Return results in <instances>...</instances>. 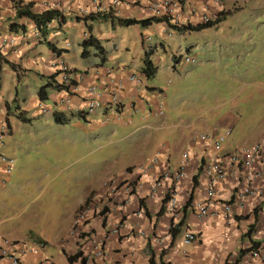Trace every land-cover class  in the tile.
Instances as JSON below:
<instances>
[{"label":"crops","instance_id":"1","mask_svg":"<svg viewBox=\"0 0 264 264\" xmlns=\"http://www.w3.org/2000/svg\"><path fill=\"white\" fill-rule=\"evenodd\" d=\"M13 1L15 0H0V50L7 61L14 63L17 71H13V68L0 58V72H8L13 76V79L16 76V84L23 87L24 94L21 102L18 99L17 90L14 94L12 91L7 92L8 88L4 90L3 76L0 75V124L2 122L9 124V126L7 125L8 134L13 132V121L19 120L16 116L19 109L24 110L25 114L28 110L33 115L41 114L38 111L40 100L37 91L44 83V77L55 71L51 65L52 60L60 56L70 65L73 81L78 87L72 93V101L75 105L83 106L85 104L87 88L90 85H97L98 89L102 91L104 108L98 109L94 114H84L85 121L94 116L95 126L99 121L102 122V119L106 116H110L111 121L123 122L124 119L117 118L118 111L115 107L109 104V91L113 88L110 78L114 80L121 78L124 81V87L119 92L122 101L120 107L126 117L130 116L131 118V114L135 112L145 120L146 123L135 126L133 132L141 129L146 133L145 146L148 147L144 160L143 158L133 160L119 174H113L106 178L105 181L108 179L119 180L116 187L113 184L106 188L103 186L105 182L103 181L91 191V195L87 196L89 197L88 203H95L101 209L107 208L104 223L100 213H91L85 225L92 235L102 240L104 256L86 257V254L92 250L87 233L75 237L69 235L74 215L83 202L76 206L70 218L67 217L65 226L61 227L55 236L49 233L32 232L30 229L25 235L17 237L13 235L12 229L3 230L0 228V238L10 240L36 239L35 241L38 242L41 240L43 247L39 250L38 255L27 254L25 264H34L38 256L47 259L46 264H82L81 259L83 257H86L84 264H149L148 247L154 252V264H233L236 263V259H238L237 264H243V260L249 251L247 248L252 245V241L259 242L258 247H261V253L264 254V232L261 230L264 226L261 213L264 209V183L262 181L255 182L256 192L246 196L243 207H238L234 203L237 193L245 186L244 172L241 166L235 167L227 164L225 154L234 149H227L222 144L220 160L222 165L224 164L226 167L227 174L224 179L216 181L214 184L215 195L213 198H209L206 193L208 179L200 170V167L202 162L208 161L216 136L208 137L206 141H202L199 139V135L202 133L198 135L180 133L179 140L172 144L156 142L154 134H151L150 131L151 124L147 122L152 116L156 115H148L147 113L149 109H154L160 104H162L164 110L165 103L162 99L165 98V95L162 98L160 97V94L164 92V87L152 85L146 78L140 84L128 81V76L139 71L141 64L136 67L122 62H114L107 48L109 41L105 44L102 42L104 32L101 29L98 32L96 30L97 23H94L96 20L89 22L92 26L90 33L100 41L104 53L98 54L92 48V51L90 50L86 57L81 55L80 42L89 35L86 23L81 17L82 13L80 11L82 8L91 9L97 3L105 11H110L112 17L140 19L152 15L146 3L130 2V4H127L126 1L129 0H120V4L114 5L112 0H95V2L94 0H23L24 2L30 1L33 9L38 11L47 8H59L64 13L65 19L63 22L59 24L54 21L51 25L52 28L48 38L55 45V48L51 49L38 39L34 26L24 18L20 19L19 22L26 25L25 31L10 30L9 24L14 11ZM203 1L193 0L191 2L200 8ZM191 2L180 1L182 16H186L192 5ZM106 20L111 22L113 28L114 25L120 26L111 19ZM170 24L164 21L142 26L145 28L144 31H138L141 43H144L142 37L149 27L153 28L154 32L161 33L162 39L166 32L169 34L179 33L177 29L169 26ZM132 26L138 28L139 24H132ZM186 32L191 31L187 30ZM111 44L115 48V43ZM157 44L152 45L155 50L158 46L166 50L164 39ZM103 54L104 59L101 58ZM79 66L83 67L79 68ZM172 68L176 69V65H172ZM108 69H111L109 74L107 73ZM61 95H63V92L50 87L48 98L43 103L48 102V106H50ZM26 98H31V100L25 103ZM71 116L77 115L72 114ZM232 117L231 113H225L219 119H221L222 125L225 126V124L228 125L231 122ZM130 122H132V119ZM215 131L212 130L210 135ZM263 135L264 132L253 143ZM3 146L4 142L0 145V153L6 155V149ZM184 151H187L189 155L186 175L175 188V204L174 210L171 212L168 203H163V198L168 195L170 180H164L158 192L154 195H151L149 190L153 180L159 177L165 168H175L177 166ZM155 154L159 155L160 163L146 174L139 173L136 166L148 161ZM254 167L264 170V154L254 163ZM3 168V164L0 163V176L4 173ZM10 176L7 177L8 181L0 186V190L16 185L15 182L11 181ZM194 177L197 182L195 186ZM128 184L133 187L131 192H127L124 188ZM208 199L210 200L206 216L198 218L195 203ZM225 203L232 204L231 211L228 213L223 208ZM161 206L164 207L163 212L158 214ZM180 222L181 225L178 227ZM116 223L121 224V227L117 233H113L111 229ZM50 225L54 226L53 223H50ZM175 225L173 236L170 227ZM187 231L196 234V241L184 242V235ZM48 244L55 245L58 252L53 254L44 251L43 249ZM78 250L82 251V257L69 262L67 255L74 254ZM250 264H264V258L251 259Z\"/></svg>","mask_w":264,"mask_h":264},{"label":"rangeland","instance_id":"2","mask_svg":"<svg viewBox=\"0 0 264 264\" xmlns=\"http://www.w3.org/2000/svg\"><path fill=\"white\" fill-rule=\"evenodd\" d=\"M222 2L228 11L224 20L202 31L166 32V50L158 46L151 55L158 70L149 83L164 87L160 97L165 95L164 115L147 121L156 142L172 144L180 133H208L215 138L224 135L222 144L235 149L251 146L264 132V0ZM191 7L197 8L193 3ZM94 23L97 32H104L103 44L109 41L114 62L138 67L144 50L163 40L150 27L141 43V25L113 28L107 20ZM187 56L195 61L185 62ZM1 74L4 90H17L22 102L24 89L16 84V76ZM225 113L233 115L227 127L219 119ZM26 115L30 120H14L12 134L3 138L5 156L13 160L9 176L16 185L0 190V228L12 229L14 236L30 229L55 236L101 182L133 160L146 158V133L133 132L146 122L135 112L129 124L99 121L96 126L94 116L85 121L68 114L70 120L61 124L50 113L33 115L28 110ZM212 130L216 131L210 135ZM53 244L43 250L56 254Z\"/></svg>","mask_w":264,"mask_h":264},{"label":"built area","instance_id":"3","mask_svg":"<svg viewBox=\"0 0 264 264\" xmlns=\"http://www.w3.org/2000/svg\"><path fill=\"white\" fill-rule=\"evenodd\" d=\"M180 1L181 0H129L126 1L127 4L130 2L133 3H141L145 2L147 8L154 16H165L168 20V23H171L176 26H185L187 24H195L197 23H205L209 21H213L218 12L222 9L223 2L222 0H204L199 7H190L186 16H182V12L180 10ZM95 2V0H94ZM120 0H112L114 5L120 4ZM93 11H103L104 8L98 5L97 3L92 8ZM81 13L87 14V8H82ZM185 17V19H183ZM35 33L38 34V30L35 28ZM195 59L193 57L187 56L185 58V62H194ZM52 67L59 69V82H62L68 88V91L63 93L58 100L55 102L53 106L44 105L42 102L39 103L38 111L40 113H51L53 110L57 109L60 111H64L66 113H89L92 114L98 109H103L105 103L102 99V91L98 89L97 85H90L87 88V100L83 106L75 105L72 101V93L77 90V84L73 81L71 75V67L67 64V62L62 58H55L51 63ZM111 69L107 70L109 74ZM145 78L144 74L140 71L131 73L127 80L133 82L135 84H140L142 80ZM112 81L113 88L109 91V104L113 105L115 109L118 111L117 118L124 119L123 122L129 123L131 121L130 118L126 117L123 113V109H121L122 101L120 99L119 92L124 87V81L121 78L116 80L110 78ZM111 84V83H110ZM111 85V86H112ZM148 115H156L162 116L164 114L162 104L158 105V107L154 109L148 110ZM103 122L111 121L110 116H106L102 120ZM7 125L5 122L0 124V145L3 143V138L7 134ZM230 130L227 131L226 134H229ZM209 135L202 133L199 135V139L202 141H206ZM225 136H218L212 144V153L207 162H204L203 166V174L205 177L207 176L208 182L206 186V193L209 198H213L215 195L214 184L218 180H222L226 177L227 171L224 164L222 165L220 160V152L222 150V142ZM264 154V135L251 146H241L233 151L225 154L227 164L229 166H241V169L244 172L243 180L245 182V186L243 189L237 193L234 203L238 207H243L246 196L255 193L256 187L254 188L256 181H262L264 183V170L257 169L254 167V163L257 162L262 155ZM189 159V155L187 151H184L181 154L180 160L175 168L167 167L165 168L159 177H156L151 186H150V194L154 195L158 192L161 183L164 180H170V187L168 190V207L172 212L174 210V193L177 184L182 181L186 175V166ZM0 162L4 165V175H9L11 172L12 162L11 158H8L0 153ZM160 163V157L158 154H155L148 161L139 164L136 166L139 173L146 174L150 172L153 167ZM2 178L0 182H4ZM116 183H119V180L108 179L103 183V186L106 188L112 186L116 187ZM125 190L127 192L132 191V186L130 184L126 185ZM129 197V196H128ZM127 197V198H128ZM209 200L198 201L195 203V208L197 210V217L203 218L207 214V208L209 204ZM224 211L226 213L231 211L232 204L225 203ZM96 210L95 206H86L77 211L70 230V235H78L80 232L84 230V222L88 218L89 213L92 210ZM262 217L264 219V209L262 210ZM121 227V224L116 223L114 227H112L111 231L113 233H117ZM262 232H264V226L261 228ZM184 242L191 243L196 241V234L187 231L184 235ZM91 244L93 246V250L87 253L88 258L91 257H102L103 249H102V241L97 237L91 238ZM39 249L34 246L30 247L27 243H13L9 240H3L1 253L3 256H6L7 264H23V257L29 253L38 254ZM254 258H264V254L261 253V247H257L254 249H249L245 259L243 260V264H250L251 259ZM2 264V263H0ZM37 264H45L43 261H39Z\"/></svg>","mask_w":264,"mask_h":264},{"label":"trees","instance_id":"4","mask_svg":"<svg viewBox=\"0 0 264 264\" xmlns=\"http://www.w3.org/2000/svg\"><path fill=\"white\" fill-rule=\"evenodd\" d=\"M13 17H11L10 20V30H22L25 31L26 30V25L22 22H19L20 19L24 18L26 20H28V22H30L33 26L34 29L36 28L38 30V39L42 42L45 43L49 48L54 49L55 45L53 44V42L48 38L49 32L52 28V24L54 21H57L59 24L61 22L64 21L65 17H64V13L59 9V8H47L44 10H35L33 9L32 3L29 2H24L23 0H15L13 1ZM88 13L84 14L82 13V18L84 20V22L86 23L87 26V31L89 32V35L87 37H85L81 42V55L83 57H86L89 52H90V48H93L97 51L98 54H102L104 53V49L100 43V41L97 39V37H95L93 34L90 33L91 31V21L94 20H106V19H111L114 23L116 22V24L119 25H125V26H129L132 24H139L141 26H148L152 23H156V22H166L168 23V20L165 16L159 17V16H154L151 15L149 17L146 18H134V17H119V16H114L112 17V15L110 14V11H93L92 8L88 9ZM228 11H224L223 9L220 10L217 14V17L213 20V21H209V22H205V23H197V24H187L185 26H176V25H169L174 29H177L179 32H185L187 30L190 31H195V30H201L203 28H208V27H213L215 25H217L220 21L225 19V13ZM155 47L150 45L148 46L145 50H144V56L142 58V63H141V67L139 69V71L141 73L144 74V76L146 77V79H151L152 77H154V75L156 74L157 70H158V66L155 65L151 59V55L154 53ZM60 56H57L56 58H59ZM0 58L2 60H4L7 65H9L11 68H13V71H17V67L14 65V63L7 61L1 54V50H0ZM102 59H104V54L101 56ZM174 59H176L174 57ZM55 71L44 77V83L39 87L37 93L39 96V100L40 102H45L48 98V88H54L55 90L58 89V91L65 93L66 91H68V88L66 87V85H64L62 82H59V69L54 68ZM0 86H1V76H0ZM72 114H76L78 118L83 119L85 118V115L82 113H70V115ZM16 116L22 120V121H29L30 118L27 117V115L25 114L24 110H20L18 112H16ZM51 116L53 118V120L56 123H61V124H65L70 120V117L68 115H66L63 111L60 110H53L51 113ZM8 126L9 124L7 122H5ZM204 162H202V166L200 167V170L203 172V164ZM194 186L196 185V178L194 177ZM168 200V195L166 197L163 198V203L167 202ZM89 201V197L86 198L85 203H87ZM163 206L160 207L158 214L163 212ZM107 211V208H104L101 211L102 216V222H105V213ZM147 214V210L145 211ZM179 225H181V222L178 223V227ZM172 227V226H171ZM170 227V230L172 232V235L174 236L175 234V227ZM177 230V228H176ZM39 240V239H38ZM41 241V240H39ZM252 245L249 246L247 249H254L258 247L259 242L257 241H252ZM241 251H243V249H241ZM148 252H149V264H154V252L153 250L148 247ZM82 257V251L78 250L76 251L74 254H70L67 255L68 261L69 262H73L74 260H76L77 258ZM236 263L234 262L233 264H237L238 259H236ZM85 257H83L81 259L82 264L85 263Z\"/></svg>","mask_w":264,"mask_h":264},{"label":"clouds","instance_id":"5","mask_svg":"<svg viewBox=\"0 0 264 264\" xmlns=\"http://www.w3.org/2000/svg\"><path fill=\"white\" fill-rule=\"evenodd\" d=\"M222 10V9H221ZM63 58V57H62ZM64 59V58H63ZM65 60V59H64ZM68 64V63H67ZM69 65V64H68ZM70 66V65H69ZM71 75H72V69H71ZM146 78V77H145ZM44 104V103H43ZM55 104V103H54ZM54 104H52V105H50V106H53ZM45 105V104H44ZM48 106V105H47ZM64 112V111H63ZM40 113V112H39ZM52 113V112H51ZM50 113V114H51ZM66 115L67 114H70V113H66V112H64ZM95 113V112H94ZM94 113H92V114H94ZM41 114H44V113H41ZM82 114H89V113H82ZM131 119V118H130ZM103 120V119H102ZM125 123V122H124ZM7 125V124H6ZM7 131H8V127H7ZM9 133V131L7 132V134ZM6 134V135H7ZM2 154V153H1ZM5 156V155H4ZM1 163V162H0ZM3 167H4V165H3ZM3 171H4V168H3ZM11 173V172H10ZM10 175V174H9ZM9 175H4V176H2L3 177V183L2 182H0V186L1 185H3L4 183H5V178L6 177H8ZM132 186V185H131ZM132 189H133V187H132ZM169 196V195H168ZM86 200V199H85ZM168 201V200H167ZM89 202V201H88ZM85 203V201H84V203L80 206V208L78 209V210H80L81 208H83V207H86V206H95V208H96V210L94 209V210H92L90 213H89V215H88V218L85 220V222H84V230L82 231V232H80L78 235H76V236H81V234L83 235V234H86L87 233V236H88V240L90 241L91 240V238L94 236V237H96L95 235H92V233H91V231H89L86 227H85V225H86V222L89 220V216H90V214L91 213H95V214H98V213H100L101 214V211L103 210V209H101L100 207H98V205H96L95 203H93V204H90V203ZM77 210V211H78ZM77 211H76V213H77ZM76 213H75V215H76ZM75 215H74V217H75ZM102 215V214H101ZM103 216V215H102ZM74 219V218H73ZM72 222H73V220H72ZM71 226H72V224H71ZM70 230H71V227H70ZM70 230H69V235H70ZM70 236H72V237H75V235H70ZM98 238V237H97ZM99 239V238H98ZM3 240H9V241H11V242H13V243H20V242H22V243H27V244H29V246L30 247H34V246H36L39 250L41 249V247H43V244L41 243V241L40 242H38V241H35L36 239H25V240H10V239H7V238H0V257L2 258V259H4V260H2L1 258H0V263H2V264H7V257L6 256H3L2 255V253H1V248H2V243H3ZM101 240V239H100ZM102 241V240H101ZM90 243H91V241H90ZM92 245V244H91ZM103 249V248H102ZM38 250V251H39ZM92 250H93V246H92ZM91 250V251H92ZM103 253H104V251H103ZM38 255V254H37ZM103 256H104V254H103ZM86 257L88 258V256H87V254H86ZM85 257V258H86ZM25 259H26V255L23 257V264H25ZM39 261H43L45 264L47 263V259H43L42 257H40V256H38L37 257V259H36V261L34 262V264H37Z\"/></svg>","mask_w":264,"mask_h":264}]
</instances>
